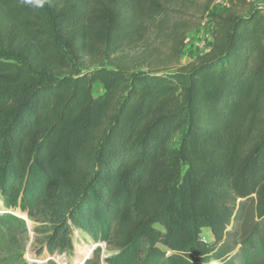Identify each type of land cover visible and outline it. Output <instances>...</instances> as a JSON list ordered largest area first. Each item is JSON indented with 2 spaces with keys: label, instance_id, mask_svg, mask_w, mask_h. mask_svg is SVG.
Masks as SVG:
<instances>
[{
  "label": "trees",
  "instance_id": "obj_1",
  "mask_svg": "<svg viewBox=\"0 0 264 264\" xmlns=\"http://www.w3.org/2000/svg\"><path fill=\"white\" fill-rule=\"evenodd\" d=\"M185 2L0 0V195L51 224V250L76 228L110 264H154L157 243L209 250L208 228L224 264H264V8L209 13L213 46L187 65L128 61L152 32L177 58ZM22 223L0 215V264L22 259Z\"/></svg>",
  "mask_w": 264,
  "mask_h": 264
},
{
  "label": "rangeland",
  "instance_id": "obj_2",
  "mask_svg": "<svg viewBox=\"0 0 264 264\" xmlns=\"http://www.w3.org/2000/svg\"><path fill=\"white\" fill-rule=\"evenodd\" d=\"M207 1L187 0L170 13L168 30L177 19H184L192 26V29L185 33L183 48L177 58L168 60L170 36L167 33L155 34L152 32L144 41L127 49L126 58L128 61L135 64L146 63L142 69H147L148 65L170 69L187 65L208 52L213 46L214 22L209 13H218L231 7L243 12L245 11L243 10L244 1L264 8V0H214L211 8L205 11L204 7ZM103 89L102 84L96 83L93 93L97 95ZM4 212H10L24 221L20 231L18 230V239L25 243L21 251L22 259L14 261V264H84L92 256H100L101 264H110L106 259H112L116 254L108 249L104 240L96 242L88 233L76 228H73L69 234L66 245H58L51 250L48 245V236L53 234V228L45 218L39 215L37 217L43 219L36 221L20 207L7 208L0 195V215H4ZM155 227L162 229L159 225ZM201 238L208 244L206 249L209 250L199 255L186 254L174 257L175 252L160 243L155 244L157 258L152 263L156 264L161 258L167 259L173 256L170 262L176 264H224L227 258L217 257L214 255L216 250L212 251L209 248L214 239L208 228L202 230ZM15 252L17 250H14ZM15 255L17 257V253Z\"/></svg>",
  "mask_w": 264,
  "mask_h": 264
}]
</instances>
